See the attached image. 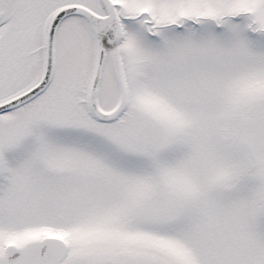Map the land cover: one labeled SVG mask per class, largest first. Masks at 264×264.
Segmentation results:
<instances>
[{"label": "snow or ice", "instance_id": "obj_1", "mask_svg": "<svg viewBox=\"0 0 264 264\" xmlns=\"http://www.w3.org/2000/svg\"><path fill=\"white\" fill-rule=\"evenodd\" d=\"M0 264H264V0H0Z\"/></svg>", "mask_w": 264, "mask_h": 264}]
</instances>
